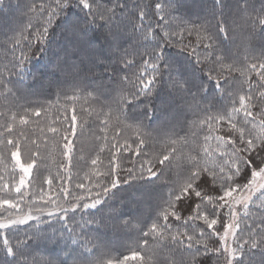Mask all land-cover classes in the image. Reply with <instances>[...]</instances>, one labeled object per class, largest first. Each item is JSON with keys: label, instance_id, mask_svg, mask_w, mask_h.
Here are the masks:
<instances>
[{"label": "snow or ice", "instance_id": "1", "mask_svg": "<svg viewBox=\"0 0 264 264\" xmlns=\"http://www.w3.org/2000/svg\"><path fill=\"white\" fill-rule=\"evenodd\" d=\"M3 2L0 0V10ZM260 3L257 10L252 0H233L232 4L213 0L210 20L194 25L192 30L181 20L183 31L179 33L165 30L172 27L168 18L175 0H151L147 4L143 0H133L131 4L129 0H39L27 6L28 23L13 30V35L3 42L12 45L16 61L12 74L22 76L26 63L36 52H52L55 61L50 59V71L70 79L73 89H84V61L79 60V55L76 60L59 61V53L53 48L57 39L67 40L77 54L92 55L93 66H102L105 73L111 70L108 78L112 85L101 83L88 93L96 94L97 103H101L100 97L105 98L102 108L107 111L95 115L103 134L98 137L102 141L99 151L107 149L109 157L106 166L99 155L91 158L90 164L86 163L91 171L85 172L70 190L67 185L73 180L77 121L73 107L71 118H65L67 128H47L67 164L59 165L56 178L45 179L47 192L41 187L30 196L33 170L48 159L41 153L40 144L26 135L31 117L39 118L41 109H24L23 113L6 116L0 124V162L10 159L11 173L8 180L0 176V193L4 194L0 197V264H30L28 257L36 244L51 245L57 255L64 252L79 264H128L129 260L159 264L155 257L164 248L183 250L190 256V260H181L180 264H208L213 257L215 264H264V0ZM157 16L164 24L153 27L152 19ZM237 18L252 37L260 38L259 57L246 54L241 61L232 55L230 45ZM185 31L189 36L196 32L203 51L197 53L193 48L184 60L168 56L167 48L179 43L174 37L179 35L182 39ZM17 83L5 80L0 72V95L6 93L4 99L15 96L20 92ZM162 93L170 102L156 104L155 99ZM65 99L75 101L79 97L74 92L72 96L65 95ZM82 111L93 114L88 109ZM175 111H190L198 117L187 125L190 135L164 141L159 155L140 164L139 176L128 169V178L122 179V152L131 150L132 145L127 140L119 142L120 126L131 128L133 125L125 122L137 121L138 130L142 127L141 115L168 119ZM110 125L116 128L112 140L107 135ZM200 132H204L202 143ZM149 139L139 138L137 155ZM28 142L34 150L25 152L23 146ZM185 148L189 149L188 155L184 154ZM173 165L181 172L169 181L167 197L161 196L160 203L147 210V217L139 204L135 212L116 206L121 185L131 189L133 181L146 179L145 172L147 181H163ZM101 167L106 170L100 171ZM56 180L58 189L53 188ZM170 220L183 221L186 230L173 231ZM189 221H202L206 227L198 233L190 232ZM135 225L143 227L135 229ZM22 226L25 230L21 237ZM85 226H89L87 232ZM109 226L121 232L137 230L140 235L136 250L124 255L112 247L101 231ZM48 229H52L50 234ZM68 259L59 264H68ZM44 264L56 261L47 260Z\"/></svg>", "mask_w": 264, "mask_h": 264}, {"label": "trees", "instance_id": "2", "mask_svg": "<svg viewBox=\"0 0 264 264\" xmlns=\"http://www.w3.org/2000/svg\"><path fill=\"white\" fill-rule=\"evenodd\" d=\"M200 2L198 7L196 2ZM33 2L39 3V0H4L2 10H0V72L3 73L5 80L17 81V87L20 88V92L16 93L15 96H11L8 99H4L3 95H0V113L5 114L0 116V124L5 122L6 116H10L11 112H20L23 113L24 109L32 110L36 108L41 109V115L39 118L31 117V122L26 126V135L30 137V140H36L40 144V150L43 155L48 156V159L45 164L38 166V169L33 170V177L30 180L32 187H30L29 192L31 193L38 192L41 187L48 189V185L44 183L45 179L48 177L56 178L60 172L59 165L67 164L66 158L61 154L60 149L56 147V141H53L52 134L47 132V128L55 126L57 128H67L69 125L66 121L71 118L73 107L76 109L77 121H76V138L74 139L75 150L73 152L72 167H71V176L73 177L72 183L67 185L70 190L74 189L75 183L79 182L83 178L85 172L91 171L89 167L86 166L90 164V159L99 155L100 159L103 161V164L106 166L108 163L109 151L105 149L104 152H100L99 148L102 146V141L98 139L99 136L103 135L99 131V120L97 119L95 113L101 111H107L106 108H102V102L104 97H100L101 103L95 101V93L91 96L88 95L91 92L92 88L103 83L105 86L112 85V81L108 78L109 73H105L102 66L94 65V57L90 54L86 55L84 53L77 54L74 52L72 47L69 45V42L64 39H57L53 45L54 51L59 53V61H64L65 59L76 60L77 55H79V60L84 61L85 71L81 75V79L85 86L84 89L77 88L73 89L71 80L66 79L63 75L53 74L49 68L50 59L55 61V57L52 52L45 53L41 55L39 52H36V56L33 57L30 61L26 63V71L22 76H16L12 74L15 69L12 65L16 62L13 59V52L11 51V43L3 44L5 40L11 35H13V30L18 29L19 27L26 25L29 21V10L28 5ZM133 0H129L131 4ZM144 3H150L151 0H143ZM164 2V0H161ZM226 4H232L233 0H224ZM257 10L261 7L260 0H252ZM196 3V4H195ZM213 5V0H175V7L171 10V16L168 18L169 22L172 24L171 28H166V31L179 33L183 31V28L180 26V21L184 22V26L188 30H192L193 26H199L201 23H204L205 20H210V10ZM198 12H195L197 11ZM219 11V9H217ZM254 15V14H253ZM175 18V19H173ZM137 23L138 13H137ZM35 23V19H33ZM153 27H157V24L163 26L164 21H159V17H153L152 19ZM235 33L232 36V40L239 39L236 43L237 48L231 47V53L233 56L239 58L243 61L246 54L250 57H259L261 55L262 42L260 38L252 37L246 30L247 26L244 25L243 21L237 18V22L234 25ZM259 29H257V32ZM59 29H57V34ZM18 34V33H17ZM131 34V29L129 33ZM201 37L204 33L201 31ZM175 41H179L175 47H168L166 53L168 56L184 60L185 55H188L192 52V49L195 48L197 53L203 51V45L198 44L197 34L193 31L192 35L189 36L187 31L184 32L183 38L179 35L174 37ZM132 43H135L133 41ZM127 46V45H126ZM241 47V48H238ZM182 49H187V51H182ZM35 51V49H33ZM15 55H19V52H16ZM109 55V54H104ZM93 57V58H92ZM107 62V61H106ZM231 63V61H229ZM117 67H122V65H117ZM91 68L92 71L89 72L88 69ZM35 78H34V75ZM124 73H119V76H123ZM234 75H239V73H234ZM253 79H256L255 74H252ZM135 79V77H133ZM243 79V78H242ZM118 82V77H117ZM9 87H13L9 85ZM75 94L79 99L75 101H68L65 99V95L72 96ZM166 93H162L159 98L155 99L156 104L167 103L164 100ZM170 102V101H169ZM143 106H141L142 109ZM67 109V112L65 111ZM82 109H88L89 112H92V115H89L82 111ZM10 110V111H9ZM185 116L176 123H170L169 121L165 124L160 123V119L152 117L140 116L139 119L142 121V127L138 130L135 127L137 121H126L127 125H133V127L128 128L120 126L121 136L119 137V142L123 144L127 140L128 144L132 145V149L129 151H123V159L120 161L121 168L119 169L122 179L128 178V169H131L133 175H140V164L150 159L152 156L159 155L161 152V146L164 141L171 139H178V137H183L186 134L190 135L188 124L191 121L198 119L190 111H185ZM159 115V113H157ZM83 117V119H81ZM103 117H101L102 119ZM178 121V120H177ZM114 123V122H113ZM83 125V130L81 129ZM43 130V132H41ZM116 128L113 125L109 126L107 135L109 140H112L115 134ZM196 131H200L196 129ZM139 132V135H138ZM204 132H200V141L203 142ZM141 137H150L147 140L145 147L142 149L141 154L137 155L135 148L136 143H138L139 138ZM59 138L57 137V141ZM62 144V141H59ZM47 145V147L45 146ZM25 152L34 150V146L28 142L23 146ZM114 151V149H113ZM148 153L149 155H145ZM184 154H189V149H184ZM99 163V162H98ZM7 166V167H6ZM100 171H105L106 167H101ZM181 169L173 165V167L168 170L166 176L163 178V181H157L155 184L147 181V173L145 172V180H136L133 181V187L130 189L126 185H121L120 192L117 193V200L115 204L118 208H121L123 205L127 204L131 198H139V195L150 197L152 200L146 204L141 209L144 210V215L147 217L149 209H153L157 204L160 203L161 196L167 197V193L171 189L170 180L176 179L180 174ZM11 173V161L6 159L3 162H0V176H3L6 180L9 179ZM67 171L65 170V174ZM18 177V176H17ZM158 184V185H156ZM59 180L54 182L53 188L58 189ZM137 190V191H136ZM136 191L137 195L132 196V193ZM4 194L0 193V197ZM136 210H127L126 212H135ZM256 211V209H253ZM71 215V214H70ZM79 214L76 216V220L79 221ZM186 219V214H185ZM55 218H53V222ZM72 221H69L71 224ZM151 221H149V224ZM173 231L179 228L181 231L186 230L183 225V221H171ZM188 231L199 232L201 227H206L203 225L202 221H189ZM58 227V224L56 225ZM91 227H95L92 225ZM143 227V225H135L134 228L138 229ZM89 226H85L84 231H88ZM25 227L22 226V230L19 235L22 237L24 234ZM52 229H48V232L51 233ZM79 232L80 230L77 229ZM106 233L107 240L110 242L111 246L119 249L124 255H130L131 251L136 250L137 241L139 238V232L137 230H128V231H118L113 230L110 226L106 229H101ZM112 234V235H110ZM115 240H110L112 237ZM209 243H212L209 241ZM143 252V246L140 249ZM58 251V250H57ZM35 252V256L34 253ZM36 254L39 255V259ZM44 255L45 261L54 260L56 264H59V261L62 259H68V256L64 252H59L57 255L53 251L52 246L48 245L47 247L43 244L33 245L32 254L28 257V260L31 264L32 261H35L36 264H43L42 259ZM258 258V256H257ZM155 259L159 264H180L181 260L188 261L190 256L187 253H183V250H169L167 248L161 249L158 252V255ZM201 259H204L201 257ZM41 263H40V261ZM44 261V262H45ZM39 262V263H38ZM68 264H79V261H74V259H68ZM128 264H138L136 260H129ZM208 264H215V258H210Z\"/></svg>", "mask_w": 264, "mask_h": 264}, {"label": "rangeland", "instance_id": "3", "mask_svg": "<svg viewBox=\"0 0 264 264\" xmlns=\"http://www.w3.org/2000/svg\"><path fill=\"white\" fill-rule=\"evenodd\" d=\"M197 4H199V5H197L198 7L200 6V2L199 1H197L196 2ZM195 3V4H196ZM195 12H198V10L197 11H195ZM239 41V39H235V40H232V43H231V47H235V49L237 48V42ZM230 47V48H231ZM238 48H241V47H238ZM231 49H233V48H231ZM104 54H108L107 52H105ZM93 58V57H92ZM165 99L166 100H164L165 102L167 101V103H169V97L167 96V94H166V96H165ZM186 114H185V111H175V113H174V115L172 116V117H169L168 119H165V118H161V120H160V123H162V124H165V123H167L168 121L170 122V123H173V124H176V123H178L180 120H181V118L182 117H184ZM178 120V121H177ZM211 146L212 147H214L215 146V141H212L211 142ZM67 161V160H66ZM67 171V170H66ZM18 178V177H17ZM30 180H31V178H30ZM156 185H158V184H156ZM48 191V189H46V192ZM137 191V190H136ZM136 191H134L133 193H132V196H135V195H137V193H135ZM54 194V193H53ZM134 194V195H133ZM15 195V194H14ZM148 195V194H147ZM147 195L146 196H142V194H140L139 195V198H137V197H135V198H131L129 201H128V203L127 204H125V205H123L122 207H121V209L122 210H124V211H127V210H136L137 209V204H139V206H140V208H142V207H144L146 204H148L152 199L150 198V197H147ZM241 215H243V213L241 212ZM41 226H43V225H41ZM58 227H60V225L58 224ZM49 234H50V232H49ZM110 235H112V234H110ZM112 237V236H111ZM110 240H115L114 239V237H112ZM34 253V256H35V252H33ZM36 256H37V258L39 259V255L38 254H36ZM46 258V257H45ZM45 258H44V255H42V257L40 258V259H42L41 261H43V264H44V261H45ZM40 261V260H39ZM41 261H40V263H41ZM39 263V262H38Z\"/></svg>", "mask_w": 264, "mask_h": 264}]
</instances>
